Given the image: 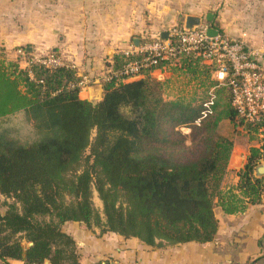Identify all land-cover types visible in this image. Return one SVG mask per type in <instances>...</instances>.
Here are the masks:
<instances>
[{"label": "trees", "instance_id": "1", "mask_svg": "<svg viewBox=\"0 0 264 264\" xmlns=\"http://www.w3.org/2000/svg\"><path fill=\"white\" fill-rule=\"evenodd\" d=\"M143 57L120 52L106 66L119 72ZM218 68L201 49L181 51L136 78L111 74L102 81L103 97L89 100L71 86L81 79L71 65L23 67L0 58L2 263L79 264L76 240L64 231L68 222L149 246L209 243L220 212L261 203L264 174L256 167L264 161V112L254 120L241 114L232 70L228 64L218 81ZM155 71L170 76L161 80ZM175 83L180 89L169 95ZM236 134L258 143L237 171L229 169Z\"/></svg>", "mask_w": 264, "mask_h": 264}, {"label": "crops", "instance_id": "2", "mask_svg": "<svg viewBox=\"0 0 264 264\" xmlns=\"http://www.w3.org/2000/svg\"><path fill=\"white\" fill-rule=\"evenodd\" d=\"M209 13L222 35L262 54L264 70V0H0V58L19 60L26 67L29 59L54 54L77 68L79 76L99 80L80 92L93 100L115 54L139 53L169 28L185 25L188 16L201 17V24L213 27L206 21ZM153 75L163 80L170 73ZM252 146L258 143L234 135L229 169L243 168ZM218 219L215 240L204 244L149 246L77 222L66 223L64 231L76 240L79 264H264V197L244 213L220 212Z\"/></svg>", "mask_w": 264, "mask_h": 264}, {"label": "built area", "instance_id": "3", "mask_svg": "<svg viewBox=\"0 0 264 264\" xmlns=\"http://www.w3.org/2000/svg\"><path fill=\"white\" fill-rule=\"evenodd\" d=\"M209 27L208 24H200L191 29H187L185 25L173 26L168 29V34L169 37L178 40L179 46H173L169 38H158L139 50V53L144 55L142 59L129 61L119 72H114L113 69L108 68L100 81L108 79L111 74L136 78L143 68L156 65L158 60L167 59L177 52L201 49L202 57L206 62H215L219 65L214 73L216 80L223 81L228 76L229 64L233 73V79L230 81L233 104L241 114L250 120H254L259 113L264 112V70L260 64L262 54L251 50L241 40L222 34L214 37L209 36ZM123 53L126 56L135 54L134 50ZM32 62L51 68L69 66L54 54L31 59L27 61L26 67ZM80 77L81 79L71 86L77 85L81 88V91H85L95 82H99V80L94 81L86 75ZM203 115H206V111ZM199 121L200 119L197 123Z\"/></svg>", "mask_w": 264, "mask_h": 264}, {"label": "water", "instance_id": "4", "mask_svg": "<svg viewBox=\"0 0 264 264\" xmlns=\"http://www.w3.org/2000/svg\"><path fill=\"white\" fill-rule=\"evenodd\" d=\"M214 18V14L213 13H209L207 15V20L208 21H212ZM202 22V19L201 17H198V16H188L186 18V21H185V27L187 29H191L195 26H198L200 25ZM219 34V31L218 29L214 28V27H209L208 29V35L211 36V37H214V36H217ZM162 38L163 39H168L169 38V34L168 32H164L163 35H162ZM136 44L138 45L137 41H136ZM98 89H99V94L95 97H91V99L93 100H96V99H100L101 96H102V93H103V87L102 86H98ZM256 173L257 174H260V175H263L264 174V164H259L257 167H256ZM48 262V261H47Z\"/></svg>", "mask_w": 264, "mask_h": 264}, {"label": "rangeland", "instance_id": "5", "mask_svg": "<svg viewBox=\"0 0 264 264\" xmlns=\"http://www.w3.org/2000/svg\"><path fill=\"white\" fill-rule=\"evenodd\" d=\"M21 57H26V54H25L23 51H22V53H21ZM179 87H180V86L177 85V84L175 83V84H173V85L167 90V93H168L169 95L174 96V95H176V94L178 93V90L180 89ZM18 123H21V122L18 121ZM17 125H19V126H17V127H18V128H19V127L22 128V130H24V129L26 128V124H23V122H22L21 124H17ZM229 129H230V126H226L225 128H223V132H224V131H225V132H228ZM181 131H182L184 134H188V133L190 132V128H188V127H181ZM4 199H5V198H4L3 196H0V202H2V200H4ZM93 200H94V204H95L96 208L101 209L102 204H101V201H100V199L98 198V196H97L96 193H94ZM0 211H1L2 213H4V212H5V207L2 206V205H0Z\"/></svg>", "mask_w": 264, "mask_h": 264}, {"label": "bare ground", "instance_id": "6", "mask_svg": "<svg viewBox=\"0 0 264 264\" xmlns=\"http://www.w3.org/2000/svg\"><path fill=\"white\" fill-rule=\"evenodd\" d=\"M99 89L97 88L94 92L93 95L96 96L98 94Z\"/></svg>", "mask_w": 264, "mask_h": 264}]
</instances>
